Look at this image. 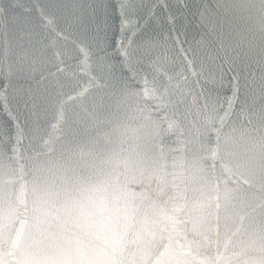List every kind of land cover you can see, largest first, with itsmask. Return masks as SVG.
<instances>
[{
  "label": "water",
  "instance_id": "obj_1",
  "mask_svg": "<svg viewBox=\"0 0 264 264\" xmlns=\"http://www.w3.org/2000/svg\"><path fill=\"white\" fill-rule=\"evenodd\" d=\"M0 264H264V0H0Z\"/></svg>",
  "mask_w": 264,
  "mask_h": 264
}]
</instances>
